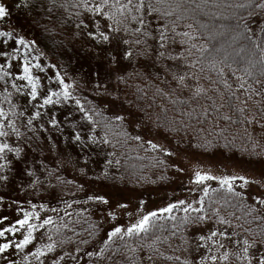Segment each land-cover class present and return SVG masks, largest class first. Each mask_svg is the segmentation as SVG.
<instances>
[{
    "label": "snow or ice",
    "instance_id": "obj_1",
    "mask_svg": "<svg viewBox=\"0 0 264 264\" xmlns=\"http://www.w3.org/2000/svg\"><path fill=\"white\" fill-rule=\"evenodd\" d=\"M40 9L52 18L38 19ZM57 9L63 11L53 17ZM14 11L31 15L37 26L44 23L45 31L58 28L80 45L71 76L59 65L45 64L39 55L29 59L37 51L35 42L12 22ZM21 48L22 74L13 79L26 81L30 90L13 82L15 99H9L11 93L5 96L11 115L0 107V189L17 194L64 191L73 181L61 179L60 173L71 170L79 178L85 203L96 205L85 211L89 216L98 211L106 221L115 219L116 209L123 210L125 204H114L93 185L116 188L131 180L120 171L118 158V149L129 142L146 144L158 153L154 160L159 169L166 166L160 156L171 160L190 149L214 146L209 136L222 137L225 147L233 144L238 138L233 126L245 125V155L264 161V0H0V66L3 61L18 62L0 77L5 91L11 69L21 67ZM237 71L243 75L236 76ZM45 80L41 102L38 86ZM207 124L219 132H210ZM153 132L159 138L155 142ZM50 157L58 160L55 167H49ZM213 179L197 172L192 182L202 186ZM236 180L242 182L241 191L236 190ZM219 184L227 186L230 197L223 216L214 202L205 205L209 189L203 187L198 201L169 202L129 226L112 225L99 240L92 237L103 224L92 226L85 220L90 228L77 231L80 219L70 218H83V213L68 212L72 205L67 201L64 216L69 220L49 235L34 237L53 223L51 216L30 223L40 218L34 211H23L22 219L0 227V238H6L0 243V264H31L33 259L37 264H82L85 256L91 264H158L161 257L171 264H264V190L252 191L251 181L243 176H225ZM8 200L6 204L0 196V208L22 210L20 202ZM174 210L184 215H164ZM153 218L174 222L170 237L156 235ZM159 231L166 229L160 226ZM9 233L22 238H7ZM165 243L173 254L160 251Z\"/></svg>",
    "mask_w": 264,
    "mask_h": 264
},
{
    "label": "trees",
    "instance_id": "obj_2",
    "mask_svg": "<svg viewBox=\"0 0 264 264\" xmlns=\"http://www.w3.org/2000/svg\"><path fill=\"white\" fill-rule=\"evenodd\" d=\"M39 16L37 17L43 22L49 21L52 17H49L46 15V10L40 9ZM63 11L60 9L54 10L52 16L56 17L58 16L59 12ZM67 12H65V15L67 16ZM11 20L16 23L20 28L24 30V32L29 36L31 40L35 42V45L37 49L43 54L47 59L48 62H52L54 65H59V70L63 73L65 69L68 70L69 76L72 74V68L76 66V51L75 49H79V44H73L71 41L66 39L64 36V33L61 32L58 28H53L51 31H45L44 30V23H41L40 25H36L35 22L32 20L31 15L26 16L23 13H16L13 12L11 16ZM82 51V50H81ZM69 57H71V61H69ZM94 63V62H93ZM235 67V65H234ZM240 67H243V64L240 65ZM56 71L57 68L55 67ZM5 71H2L0 73V77L4 76ZM243 73L240 71L236 72V76H242ZM247 79V78H245ZM73 83L72 79H68ZM232 84L233 87L237 85V81H235V78H232ZM10 88V76L8 79L7 84V91ZM3 91V92H2ZM5 94V88H4V81L3 79H0V94ZM157 104L164 103L160 100L156 101ZM204 127L208 128V130L219 132V128L212 129L211 124H207ZM245 125H235L233 126L234 131L238 134V138L234 141L233 144H229L227 147H225V140L221 137L219 140L215 138V136H209L208 139L213 141V145H209L207 147V150L203 148H194L190 149L189 151H195V152H203V153H213V152H221L223 155H227L229 153H233L236 155H240L246 158H250L255 160H260V158L256 157H249L245 155L243 149L247 144L246 138L243 137V129ZM203 136L204 133H201ZM111 138V137H110ZM189 138L192 139V143L194 145L197 144V140L195 137L192 136L191 133H189ZM231 139V137H230ZM63 141V139H62ZM114 142V141H113ZM175 145V141H173ZM187 151V152H189ZM118 153H122L118 155V158L121 161V172H127L131 176V180L127 184H119L118 187H130L133 189H136L137 191H140L141 198L145 201H152L154 202H160L161 204L155 205V207H151L149 211L145 212L143 215L148 214L150 211L158 210L161 207L167 206L169 202L176 203L180 199H183L184 196H180L178 190L179 189H172L173 193L169 194V191H166L165 194L157 193L156 195H153L148 189L150 190L151 186H161V182L163 180H166L167 182L170 180V176L168 174V166H167V159L163 156H160L161 159L166 160V166L157 169L155 167V160L154 157L159 155L156 152H153L149 146L146 144H139V143H133L129 142L128 145L124 149H118ZM102 159V158H101ZM264 162V161H263ZM49 167H55L52 163H49ZM115 171V169H113ZM61 179H68L73 181L71 184L67 185L64 191H61L59 188H56V194L54 197H46V196H40L37 198L34 197H26L25 202H28V205L32 206V204H35L37 208L42 209L46 214L43 217V219H47L49 216L52 217L53 223L51 225L45 226L44 229H40L41 232L45 233L46 235L53 234L54 230L63 223L64 220H69L68 217L64 216V211L66 208V204L64 201H67V204L72 205L70 208L67 209L68 212L71 213H83V218L77 217L76 215H73L70 219L71 221H76L77 219H80V223L76 224L75 227L77 231L81 230V227L84 229L90 228V224L85 222V220L89 221L92 226H95L97 224H102L98 218V211L93 213V215L89 216L86 209L94 208L96 205L94 202H87L86 196L84 192L79 191V178L74 177L69 172L62 171L60 173ZM136 177H139V181L136 180ZM223 179V178H222ZM171 182V181H170ZM202 186L196 185L195 187H192L190 189V193L194 194L196 196L195 201H198L201 196L204 195L203 193V187H207L209 189L208 195L204 197L205 205L207 206L210 202H214V206L221 209V215H224V209H225V199L229 198V194L227 192V186L222 187L219 182H216L214 179L210 181H204ZM55 183V181H53ZM236 190L241 191V181L236 180L235 182ZM97 187H101L97 185ZM96 187V188H97ZM179 187V185H178ZM182 188H185V185H183ZM99 189V188H98ZM97 189V191H98ZM95 190V189H94ZM100 190V189H99ZM96 191V190H95ZM101 194L102 193L98 191ZM89 195L91 192L88 193ZM79 200L80 203H73V200ZM186 200V199H185ZM187 202V200H186ZM198 206V205H197ZM102 207V206H101ZM55 208L56 212L51 211V209ZM231 211L232 209H228ZM239 212H237V215ZM165 216L172 215L177 217H182L184 215L182 210H174L171 214H164ZM61 217H63V220H61ZM42 219V220H43ZM41 220V222H42ZM235 222V221H233ZM152 223L155 224L157 227L155 229L156 235H160L162 238L169 236L170 232L173 228V221L164 219V218H153ZM116 226H119L118 224H115ZM71 226V225H70ZM112 224H106L103 225L102 228H98L94 230V235L92 237L93 240H99L101 237L106 238L105 231L110 230ZM160 226H163L166 231L161 233L159 231ZM150 230V235H151ZM63 232L66 235H71V233H68L66 229H63ZM54 239H57L55 235H53ZM150 242V241H149ZM178 241L173 240L172 243L176 244ZM131 243V241H129ZM120 241L117 238L116 245H119ZM160 251L163 253L164 256H168L173 254L171 250L169 249V246L167 243L159 246ZM99 250V246H97L96 251ZM179 255L180 253H176ZM84 264H91V262L88 260V258L85 256L83 258ZM160 262L162 264H171V262L164 261L163 257H161Z\"/></svg>",
    "mask_w": 264,
    "mask_h": 264
},
{
    "label": "rangeland",
    "instance_id": "obj_3",
    "mask_svg": "<svg viewBox=\"0 0 264 264\" xmlns=\"http://www.w3.org/2000/svg\"><path fill=\"white\" fill-rule=\"evenodd\" d=\"M11 19V17H10ZM13 22V21H12ZM14 23V22H13ZM16 24V23H15ZM18 26V25H17ZM18 26V30H21ZM23 30V29H22ZM24 32V30H23ZM25 33V32H24ZM26 38L30 39L29 36L26 34ZM36 47V45H35ZM37 49V47H36ZM40 56V60H42L45 64H53L52 62H48L47 59L41 52L37 49L36 52H33L29 55V59L33 56ZM23 56H24V49H20V68L13 67L9 73L10 76V88L6 93L0 94V107H3L5 111L11 115V112L9 111V103L5 100V96L8 95V93H11L12 96L9 97V99L14 100L16 96V91L12 89L11 85L13 82L23 84L25 90H30V85L26 81L20 82L16 81L13 78L21 75L22 71V62H23ZM50 61V60H49ZM40 62V61H32ZM17 61H3L2 66H0V73L2 71H9V65H16ZM54 65V64H53ZM52 73L56 72L55 67H52L51 69ZM34 75H40L37 70L33 69ZM67 83H72L70 80H66ZM47 84V81H43L38 86V99L42 102V96L40 95L45 90V85ZM3 92V91H2ZM11 107L15 110H19L18 105L16 103H13ZM41 111H47V109H41ZM45 135H47V132H45ZM154 138V142L156 139L155 133L152 134ZM63 138H61L62 140ZM159 143L166 144L167 142L160 139ZM174 144V142H172ZM174 146V145H173ZM50 163H52L54 166L58 164V160H56L54 157H50ZM167 166L168 168V174L170 180L167 182L166 180H163L161 183V186H155L148 189L153 195H156L157 193L165 194L166 191H169L168 193H173V190L179 189V195L184 196L183 199L187 200L188 203H191L195 200L196 196L194 194L190 193V189L192 187H195L196 184H194L192 181L195 179V174L199 172L201 175H212L216 177L214 179L216 182H219L220 179L224 178L225 176H243L245 179L251 181V190L255 191L257 187L260 188V190H264V183H262V180H264V177H262V173H264V162L260 160H253L250 158H246L240 155H236L233 153H229L227 155H223L221 152H209V153H203V152H195V151H189L186 153H181L179 158L176 156H173L171 160H167ZM90 167H95V165H90ZM181 169L180 171H177V168ZM74 177H77L74 172L71 170L67 171ZM78 178V177H77ZM171 181V182H170ZM205 183V182H203ZM179 185V187H178ZM183 185H185V188H182ZM97 185H93V189L97 191H100L102 193H107L109 197H111L113 203L117 200L123 202L125 204V208L123 210L116 209L115 211V219L108 218L106 221L102 218L101 213L98 212V218L100 222L103 225L112 224L114 225L115 222L121 227L129 226L131 223L136 222V220L142 218L143 214L151 207H155V205L161 204L160 202H152L151 200L145 201L141 198L140 191H137L136 189L130 188V187H97ZM97 191V192H98ZM56 194V191H52L51 189L49 191H44L42 189L38 190V194H17L15 191H7L0 189V196L5 198V203H10L8 200V197H12L16 201L20 202L22 206V210H18L13 206L11 209L5 210L4 208H0V227H9L10 223H14L15 219L17 218H23V211L28 212H36L37 216L40 218L37 220L35 217L30 220V223H38L41 222L43 217L45 216V212L40 208H33L32 206L28 205V202H25L26 197H40V196H46V197H54ZM8 216L9 221H4L3 217ZM21 231H26V229H22ZM40 233H43L40 231V229L37 230L36 233H34V237L38 236ZM46 235V234H45ZM7 238L10 239H17L22 238L19 233L16 234L15 237L12 236L11 233L7 234ZM6 242V238H0V243ZM36 241H34L35 243ZM47 243L48 241L45 239L44 241ZM31 250H35L32 248V246H29ZM22 255V254H21ZM31 264H37V262L33 259L31 261ZM84 264V262H82ZM158 264H162L160 261Z\"/></svg>",
    "mask_w": 264,
    "mask_h": 264
}]
</instances>
